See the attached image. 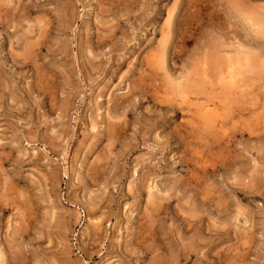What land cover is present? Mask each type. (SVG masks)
I'll return each mask as SVG.
<instances>
[{"label": "rangeland", "instance_id": "374dc122", "mask_svg": "<svg viewBox=\"0 0 264 264\" xmlns=\"http://www.w3.org/2000/svg\"><path fill=\"white\" fill-rule=\"evenodd\" d=\"M0 264H264V0H0Z\"/></svg>", "mask_w": 264, "mask_h": 264}, {"label": "bare ground", "instance_id": "6f19581e", "mask_svg": "<svg viewBox=\"0 0 264 264\" xmlns=\"http://www.w3.org/2000/svg\"><path fill=\"white\" fill-rule=\"evenodd\" d=\"M259 23V22H258ZM27 51V50H26ZM240 56V55H239ZM204 80V79H203ZM206 82V81H205ZM225 82V81H224ZM204 84V83H203ZM206 86V85H205ZM229 87V86H228ZM202 88V87H201ZM226 89V88H225ZM223 93V92H222ZM213 109V108H212ZM220 116V115H219ZM258 180V179H257Z\"/></svg>", "mask_w": 264, "mask_h": 264}]
</instances>
